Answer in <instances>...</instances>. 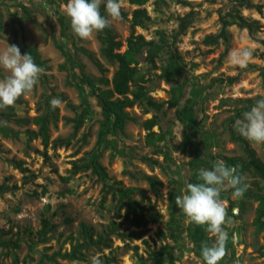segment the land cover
Wrapping results in <instances>:
<instances>
[{"label":"rangeland","instance_id":"1","mask_svg":"<svg viewBox=\"0 0 264 264\" xmlns=\"http://www.w3.org/2000/svg\"><path fill=\"white\" fill-rule=\"evenodd\" d=\"M239 1L122 0L126 18L110 20L121 51L136 9H143L149 19L135 33L163 50L154 65L145 52L138 57L131 89L141 87L143 96L128 109L134 121L123 133L110 132L98 143L112 125L98 95L111 88L116 65L101 55L97 33L87 40L73 33L64 12L66 0H0V51L7 43L14 45V19L19 18L26 43L38 49L48 66L30 94L0 109V185L17 187L0 194V230L7 233L4 239L19 245L0 247V264H14L15 259L16 264H91L97 255L102 264H203L192 252L183 212L176 208L171 217L169 192L183 195L193 174L211 170L217 161L236 169L249 185L243 198L233 199L229 188L221 192L230 223L225 225L227 254L219 264H264V225L255 224L258 209L264 210V177L224 160H246L243 138L264 164V144L234 130L235 121L255 105L248 109L249 100L264 98V0H247L250 8ZM21 4L28 14L20 10ZM234 10L257 21L252 36L236 24L222 33L220 16ZM245 48L253 51L247 66L232 64L229 53ZM5 75L0 70V79ZM177 86L182 87L178 108L189 101L197 126L185 152L180 147L184 128L167 105L171 87ZM53 99L62 101L56 109L50 104ZM147 101L163 106L157 111ZM238 112L240 117L232 120ZM34 117L47 122L46 147L41 136L31 139L28 133H37L38 125L16 122ZM150 119L156 125L148 134L143 123ZM58 138L65 144L54 147L52 141ZM12 158L22 160L30 173L23 176L14 169ZM94 162L104 168L107 180L93 172ZM115 182L142 191L134 199L150 215H159L140 239L128 237L136 230L118 209L117 198L107 193L106 185ZM44 221L49 227L41 235ZM82 226L101 242L89 243ZM204 228L211 245L214 238Z\"/></svg>","mask_w":264,"mask_h":264},{"label":"trees","instance_id":"2","mask_svg":"<svg viewBox=\"0 0 264 264\" xmlns=\"http://www.w3.org/2000/svg\"><path fill=\"white\" fill-rule=\"evenodd\" d=\"M67 1V0H66ZM91 2V0H89ZM241 6L244 8H250L251 5L247 0L239 1ZM20 10L28 14V8L21 4L19 5ZM101 14L105 15L103 8L101 7ZM122 18L125 19V15L122 14ZM228 18L230 20H228ZM148 16L143 9H136L132 12L130 19V34L125 40V49L121 51L122 44L115 37L112 26L105 28L103 31L97 32V40L100 43V53L101 55L111 64L116 65V70L112 73V77L110 80L111 88L101 91L98 95V98L102 102V113L111 119L112 125L111 127L102 132L99 135L98 143L102 140V138L110 133V132H119L123 133L125 130V126L129 121H134V118L128 113V109H131L136 102H140L143 96V89L141 87H137L136 90H132L131 87L135 84L136 74L138 73L137 67L139 64L138 57H140L144 52L146 53V60L154 65V59L159 55V53L163 50V47L152 40H146L140 34L135 33L136 28H143L145 20H148ZM220 22L222 26V33L224 34L225 29L230 24H236L239 27L246 29L248 33L252 36V33L257 25V21L250 20L243 16L239 11L234 10L233 12L228 13L226 16H220ZM15 23V40L14 45L18 46L21 54H31L34 62L42 67L44 71L48 70L47 61L41 58V55L38 49L35 46H30L26 43L23 27L19 18L14 19ZM97 68L101 73L105 72V69L98 62L95 63ZM164 74V73H163ZM162 74V75H163ZM174 74V73H172ZM165 78L167 75L164 76ZM106 82L105 80H103ZM171 97L167 101V105L171 109L174 110L175 119L183 126L184 134L183 140L180 144L181 150L183 152L186 151L187 146L190 145L193 136L197 131L196 122L193 116L194 110L190 106V102L186 101L183 107L178 108L179 101L182 97V87H171L170 89ZM250 106L256 102L249 100ZM147 104L159 111L163 104H157L152 101H147ZM247 109V110H248ZM240 112L236 114L235 119L240 117ZM7 119H11L8 114L3 115ZM16 122L20 123H29L32 122L35 125L39 126V131L36 133L34 131H28L30 138L34 139L37 136H41L45 147L47 146V132L46 125L47 122L43 117H34L33 119H16ZM156 125L154 119L147 120L143 123L145 130H147L150 134L151 129ZM240 140L244 144V151L246 155V160H243L239 157H225L224 160L231 167H238V163H241V167L244 169L253 170L259 177H264V164L261 160L256 156L253 149L250 148L247 141L245 139L240 138ZM54 147L63 146L65 141L62 139H55L52 141ZM10 165L19 171L23 176L29 174V169L25 166V163L22 160L10 159ZM153 164H156V161H153ZM93 172L98 176L102 177L104 180H107L108 177L105 173L104 168L100 167L98 163L94 162L92 165ZM198 180V173H194L191 177L189 183H196ZM107 193L112 194L114 198H117L118 209L123 211L124 216L126 218H130L131 224L136 231L128 234V237L131 239H140L144 233L146 232V227L150 222H156L159 218L158 214L150 215L148 209L142 206L141 201L134 199L135 193H142L139 189L134 187H122L119 182H115L112 185H106ZM16 185L8 186L5 183L0 185V194H4L9 192V190H14ZM251 196V195H248ZM177 195L173 192H169V199L171 201L170 204V214L171 217L175 214V209L178 208L175 204V199ZM105 197H103V200ZM257 217L255 219V224L259 227L264 225V221L262 218L264 216V210L258 209ZM150 216L146 218V216ZM49 225L47 222H43L42 229L39 234H44V232L48 229ZM83 234L87 238L88 242L97 245L101 242V239L98 238L96 240L93 239L92 235L87 231L85 226H82ZM187 236L192 243V252L194 255L202 260V245L207 244L210 246L209 239L207 237L204 226H196L193 223H189L187 229ZM7 233L3 230H0V247L1 248H19V245L12 241L11 239H4V235ZM75 252L77 249L73 247ZM161 256V254H160ZM14 264H16V259ZM38 264H42L41 261ZM204 264V262H203Z\"/></svg>","mask_w":264,"mask_h":264},{"label":"clouds","instance_id":"3","mask_svg":"<svg viewBox=\"0 0 264 264\" xmlns=\"http://www.w3.org/2000/svg\"><path fill=\"white\" fill-rule=\"evenodd\" d=\"M105 0H67L64 12L70 19L73 33L81 40L90 39L95 33L110 26V20L122 19V0H106L105 12L101 14V5ZM13 11H16L15 9ZM253 57V51L245 48L229 53V61L243 68ZM0 70L6 75L0 79V109L13 106L22 96L30 94L38 84L44 69L38 66L31 54H21L16 45H9L0 51ZM62 101L53 99L50 104L58 108ZM234 130L252 143L264 144V98L243 113L234 123ZM199 182L188 183L184 194L175 199L176 206L183 212L189 223L207 226L214 238L209 246L202 245L204 264H219L227 254L229 234L225 225L230 223L226 201L220 198L221 192L232 189V198H243L249 185L236 169L217 161L211 170L201 169ZM91 264H102L99 255L92 257Z\"/></svg>","mask_w":264,"mask_h":264}]
</instances>
